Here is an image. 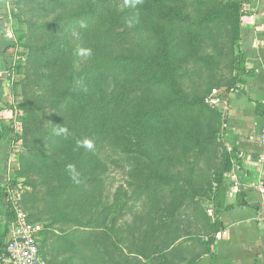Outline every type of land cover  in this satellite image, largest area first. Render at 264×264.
Wrapping results in <instances>:
<instances>
[{
  "label": "trees",
  "instance_id": "obj_1",
  "mask_svg": "<svg viewBox=\"0 0 264 264\" xmlns=\"http://www.w3.org/2000/svg\"><path fill=\"white\" fill-rule=\"evenodd\" d=\"M21 1L33 13V59L41 100L55 115L51 141L58 148L33 168L47 192V209L40 210L46 215L39 216L68 228L52 243L51 264H142L149 250L134 245L126 253L119 238L123 225L109 221L112 213L124 216V205L103 203L109 157L102 154L113 150L131 177L145 181L139 194L144 200L175 188L172 169L188 165L185 158L203 121L206 130L217 126L220 141L221 114L205 100L214 89L211 75L224 56L225 34L237 52L244 0ZM238 83L233 78L220 91L222 101ZM230 168L228 160L212 173L208 191ZM31 196L23 195L24 204ZM174 205L180 208L181 201ZM5 240L1 234L2 264ZM157 246L159 264H171Z\"/></svg>",
  "mask_w": 264,
  "mask_h": 264
},
{
  "label": "rangeland",
  "instance_id": "obj_2",
  "mask_svg": "<svg viewBox=\"0 0 264 264\" xmlns=\"http://www.w3.org/2000/svg\"><path fill=\"white\" fill-rule=\"evenodd\" d=\"M32 17L28 2L0 0V137L9 141L12 171L8 182L11 198L6 202L9 205L7 210L14 212L18 209L32 216L31 220L38 229L44 264H51L55 262L52 260V243L56 241L58 231L68 228L61 229L39 216L41 207L47 209V192L41 189L42 181L34 174L33 168L40 165L37 159L57 152L58 148L51 141L55 115L50 105L41 100V87L37 80L32 52L35 45L30 28ZM220 46L224 56L211 75L213 90L219 92L225 90L233 78H239L236 73L239 56L236 49L230 48L226 34ZM208 50L206 53H211ZM77 51L76 46V54ZM190 82L188 80L186 89L190 88ZM205 126L203 121L199 135H195L191 142L185 158L188 165L172 169L170 178L174 179L175 188L161 189L158 194L152 192L144 200L139 198V194L145 181L131 177L128 165L116 153L111 154L113 150L107 149L102 154L104 159L109 157L108 171L102 177L105 184L103 203L124 205V216L112 213L109 221L118 220V224L123 225L119 238L126 253L134 245L149 250L141 258L142 264H159L160 254L155 252V245H159L157 249L165 250L171 264H196L203 253V246L208 248L210 245L204 241L216 232L212 221L218 212L207 202L208 189L212 173L223 168L227 159L221 139L219 141L214 131L217 126L213 130H206ZM25 193H31L38 200L29 202L31 196L24 204ZM179 200L180 208H176L174 204ZM41 213L46 215L43 210ZM131 228L135 232H130ZM150 240L154 245L151 248ZM166 242L174 244L168 248Z\"/></svg>",
  "mask_w": 264,
  "mask_h": 264
},
{
  "label": "crops",
  "instance_id": "obj_3",
  "mask_svg": "<svg viewBox=\"0 0 264 264\" xmlns=\"http://www.w3.org/2000/svg\"><path fill=\"white\" fill-rule=\"evenodd\" d=\"M237 53L239 83L218 111L224 155L230 163L237 161L241 171L236 188L212 183L207 202L218 212L214 231L226 230L227 236L217 241V232L208 235L204 243L210 245L203 246L196 264H264V206L257 190L264 182L258 163L264 156V0H244ZM11 173L9 141L0 137V235L6 233V239Z\"/></svg>",
  "mask_w": 264,
  "mask_h": 264
},
{
  "label": "built area",
  "instance_id": "obj_4",
  "mask_svg": "<svg viewBox=\"0 0 264 264\" xmlns=\"http://www.w3.org/2000/svg\"><path fill=\"white\" fill-rule=\"evenodd\" d=\"M205 102L210 108L216 110L224 103L220 98V92L217 90H213ZM261 138L264 142V116ZM258 163L260 168L264 170V156L259 158ZM240 171L241 165L237 161L232 162L231 168L219 175L216 179L217 181L213 182L214 187L216 188L219 184H223L228 185L231 189L236 188ZM218 180H220V183ZM257 190L262 197L264 206V182L259 184ZM226 236V230L218 231L215 235V240L219 241ZM1 259L3 264H44L39 248L38 229L29 220L28 215L21 210L16 209L11 212V216L8 219L6 248Z\"/></svg>",
  "mask_w": 264,
  "mask_h": 264
},
{
  "label": "clouds",
  "instance_id": "obj_5",
  "mask_svg": "<svg viewBox=\"0 0 264 264\" xmlns=\"http://www.w3.org/2000/svg\"><path fill=\"white\" fill-rule=\"evenodd\" d=\"M64 131H66V130H64ZM83 144H84V146L87 147V148H91V147H92V143H91V141H89V140H85V141H83ZM69 169L73 172V176H72L73 180H76V175H75V170H74V168H73L71 165H69Z\"/></svg>",
  "mask_w": 264,
  "mask_h": 264
}]
</instances>
